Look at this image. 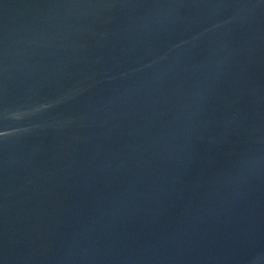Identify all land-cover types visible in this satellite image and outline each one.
Here are the masks:
<instances>
[{"label": "water", "instance_id": "95a60500", "mask_svg": "<svg viewBox=\"0 0 264 264\" xmlns=\"http://www.w3.org/2000/svg\"><path fill=\"white\" fill-rule=\"evenodd\" d=\"M0 264H264V0H0Z\"/></svg>", "mask_w": 264, "mask_h": 264}]
</instances>
